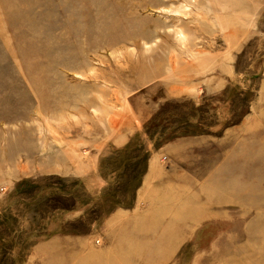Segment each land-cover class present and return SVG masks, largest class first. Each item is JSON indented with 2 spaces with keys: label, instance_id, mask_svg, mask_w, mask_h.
<instances>
[{
  "label": "rangeland",
  "instance_id": "rangeland-1",
  "mask_svg": "<svg viewBox=\"0 0 264 264\" xmlns=\"http://www.w3.org/2000/svg\"><path fill=\"white\" fill-rule=\"evenodd\" d=\"M0 264H264V0H0Z\"/></svg>",
  "mask_w": 264,
  "mask_h": 264
},
{
  "label": "bare ground",
  "instance_id": "bare-ground-1",
  "mask_svg": "<svg viewBox=\"0 0 264 264\" xmlns=\"http://www.w3.org/2000/svg\"><path fill=\"white\" fill-rule=\"evenodd\" d=\"M116 126V125H115Z\"/></svg>",
  "mask_w": 264,
  "mask_h": 264
}]
</instances>
